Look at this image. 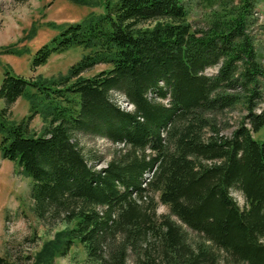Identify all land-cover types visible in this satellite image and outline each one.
<instances>
[{"label":"trees","instance_id":"trees-1","mask_svg":"<svg viewBox=\"0 0 264 264\" xmlns=\"http://www.w3.org/2000/svg\"><path fill=\"white\" fill-rule=\"evenodd\" d=\"M72 1L102 11L57 26L30 66L71 48L82 56L55 77L6 67L0 84V156L30 180L36 218L59 226L30 264H57L75 246L86 264H264V67L251 34L260 0H201L211 10L200 27L183 0ZM98 64L107 67L83 75ZM20 97L30 114L14 122L6 110ZM236 106L244 115L224 134L216 116ZM79 134L117 145L104 167Z\"/></svg>","mask_w":264,"mask_h":264},{"label":"rangeland","instance_id":"rangeland-1","mask_svg":"<svg viewBox=\"0 0 264 264\" xmlns=\"http://www.w3.org/2000/svg\"><path fill=\"white\" fill-rule=\"evenodd\" d=\"M183 1L188 9L189 21L196 27L204 26L211 9L201 0ZM99 11H102L100 7L81 5L72 0H0V49L13 44L19 48L26 47L30 51L22 55L0 52V84L6 67L14 74L26 78L65 74L69 66L82 56L83 50L71 48L63 53L54 54L44 65L32 69L30 61L34 51L57 33V26L74 23L89 12ZM255 11L258 26L251 29V34L254 36L256 48L261 52L264 67V0H260ZM106 67L104 64H98L83 75H92ZM206 73L212 75L216 73V69L208 68ZM262 97L263 101L257 110L264 106V93ZM113 98L121 107L131 109V105L122 94L113 93ZM6 113L9 120L19 122L30 114L29 102L20 97L7 108ZM243 115L241 106H236L217 115V125L221 127L222 133L229 135ZM43 124L42 118L35 115L30 120L29 127L39 133ZM76 138L78 146L85 154L91 152L93 158L99 159L97 168L106 165L117 147L101 136L79 134ZM148 176L149 174L146 177ZM231 195L239 205L243 204V197L238 191L232 190ZM156 201L158 202V198ZM156 212L168 214L169 210L158 202ZM55 227L56 221L50 218L44 220L36 218L30 199V180L20 172L15 163L0 156V256H6L12 264H30L31 260L25 256L33 253L44 240L52 237ZM56 262L86 264L80 246L73 247L66 257L58 258ZM128 262L133 264L131 257Z\"/></svg>","mask_w":264,"mask_h":264}]
</instances>
